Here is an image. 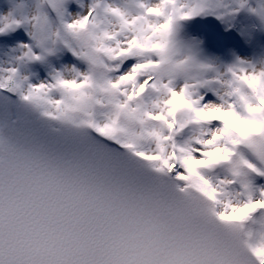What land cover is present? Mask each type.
I'll use <instances>...</instances> for the list:
<instances>
[{"label":"snow or ice","instance_id":"snow-or-ice-1","mask_svg":"<svg viewBox=\"0 0 264 264\" xmlns=\"http://www.w3.org/2000/svg\"><path fill=\"white\" fill-rule=\"evenodd\" d=\"M0 264H264V0H0Z\"/></svg>","mask_w":264,"mask_h":264}]
</instances>
